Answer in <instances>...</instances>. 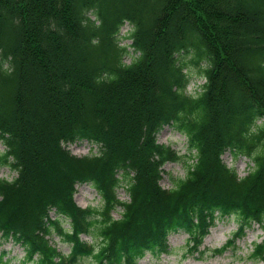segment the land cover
Masks as SVG:
<instances>
[{
	"label": "trees",
	"instance_id": "trees-1",
	"mask_svg": "<svg viewBox=\"0 0 264 264\" xmlns=\"http://www.w3.org/2000/svg\"><path fill=\"white\" fill-rule=\"evenodd\" d=\"M194 71L205 82L188 93ZM165 125L190 151L171 188L162 166L184 155L158 141ZM86 139L99 152L67 147ZM0 141V164L17 172L0 178V233L24 262L139 264L180 230L204 253L216 219L234 215L238 230L213 249L226 251L253 222L264 229V0H0ZM228 149L253 161L248 174L225 163ZM84 182L100 206L76 202ZM249 258L264 261V238Z\"/></svg>",
	"mask_w": 264,
	"mask_h": 264
},
{
	"label": "rangeland",
	"instance_id": "rangeland-1",
	"mask_svg": "<svg viewBox=\"0 0 264 264\" xmlns=\"http://www.w3.org/2000/svg\"><path fill=\"white\" fill-rule=\"evenodd\" d=\"M132 28V24L126 22L122 26L119 34L120 43L122 45H128V51L125 54V60L127 62H130L138 55V52H136L133 47L129 46L132 43V39L127 35L131 32ZM203 81L204 80L196 77L194 74L188 86V91L191 93L198 91L200 89L199 83ZM158 140L162 143L171 145L173 148L180 151L181 154H187L186 136L172 126H166L161 130L158 134ZM67 146L74 153L79 155L96 153L99 151L98 145L86 140L70 143L67 144ZM4 149L5 145L0 141V150ZM223 158L225 162L229 166L235 168L241 176L246 175L250 168L249 165H252L247 157H236L231 150H227L223 154ZM185 160L186 158L184 157L179 161L167 162L164 165V174L161 180L164 187H172L175 178L184 177L186 175L187 165ZM14 176L15 172L9 167L0 165V177L13 178ZM118 193L122 200L128 199V193L125 187H120ZM75 198L82 206L100 205L101 201L98 192L91 185L86 183L77 186ZM115 215L119 216V212L116 211ZM238 226L239 223L234 216L216 220V224L212 227L210 233L204 240L203 248L206 249V252L202 255L198 253H189L187 233L183 231L172 233L169 237L171 250L168 253L159 254L148 252L140 261V264H264V262H254L248 258V253L253 248L254 242L260 241L264 233L258 224H254V227L248 230L247 235L243 239L237 241L235 247L228 249L222 254L214 255L212 253L214 248H218L226 243ZM84 238L92 240L87 236H84ZM53 241L64 251H69V244L61 241L59 237H54ZM23 254L24 251L21 246L15 245L0 236V264H22L21 257ZM80 264H95V261L92 257H85L81 260Z\"/></svg>",
	"mask_w": 264,
	"mask_h": 264
}]
</instances>
